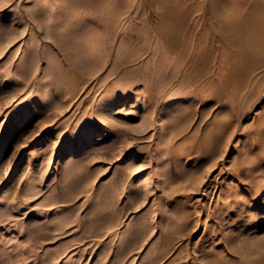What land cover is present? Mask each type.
<instances>
[{
    "label": "rangeland",
    "instance_id": "obj_1",
    "mask_svg": "<svg viewBox=\"0 0 264 264\" xmlns=\"http://www.w3.org/2000/svg\"><path fill=\"white\" fill-rule=\"evenodd\" d=\"M0 264H264V0H0Z\"/></svg>",
    "mask_w": 264,
    "mask_h": 264
}]
</instances>
